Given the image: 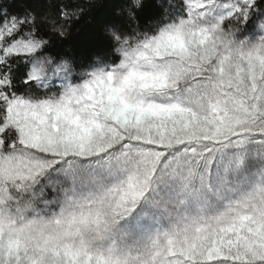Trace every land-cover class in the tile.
I'll return each instance as SVG.
<instances>
[{"label":"snow or ice","instance_id":"snow-or-ice-1","mask_svg":"<svg viewBox=\"0 0 264 264\" xmlns=\"http://www.w3.org/2000/svg\"><path fill=\"white\" fill-rule=\"evenodd\" d=\"M47 3L0 8V264H264V0H123L124 60L56 91L86 8Z\"/></svg>","mask_w":264,"mask_h":264},{"label":"trees","instance_id":"trees-1","mask_svg":"<svg viewBox=\"0 0 264 264\" xmlns=\"http://www.w3.org/2000/svg\"><path fill=\"white\" fill-rule=\"evenodd\" d=\"M52 2L59 4L61 0H52ZM75 2L86 8L84 15L71 24L70 33L66 38L46 33L50 43L44 53H51L57 59L68 57L73 62L75 73L88 69L90 65H100L110 60L117 63L120 57L113 51V40L107 30L126 28L124 14L120 11L123 0H94L91 5L85 0H75ZM28 7L42 14L47 10L48 3L47 0H0V8L6 9L7 15L22 14ZM166 7V0H143L141 9L137 11L141 27H150L152 21L164 14ZM52 11L56 12L57 9L53 8ZM243 28L245 34L254 30L261 32L253 22L243 25ZM97 56L100 57L99 62L93 59ZM25 69L26 65L20 63L14 71L19 77L24 74ZM48 88L56 91L59 85L53 80L48 84Z\"/></svg>","mask_w":264,"mask_h":264},{"label":"clouds","instance_id":"clouds-1","mask_svg":"<svg viewBox=\"0 0 264 264\" xmlns=\"http://www.w3.org/2000/svg\"><path fill=\"white\" fill-rule=\"evenodd\" d=\"M134 4H139V6L142 7L143 5V0H133ZM117 30L113 29V28H109L107 30L108 35H110L112 37V40L115 44V47L113 49V51L115 52L116 55H118L120 57V60H124V54L121 51H117V48L120 47L119 42H117L116 37L113 36V33H115ZM182 46V45H181ZM43 58L45 60V66L47 68L50 69V71L48 72V76L50 78H56L58 75L56 74L55 70L57 68L62 69V72L60 73V75H65L67 73H71V72H75V68L73 66V62L68 58V57H60L59 59H57L56 56H54L51 53H44L43 54ZM95 61L99 62L100 57H94L93 58ZM120 60L117 62V64L120 63ZM101 67L104 66V64H100ZM84 71H89V69H82L80 70V72H84ZM134 79H139V80H143V81H147L148 79H150L147 76H139V77H134ZM82 131H84L82 129Z\"/></svg>","mask_w":264,"mask_h":264},{"label":"rangeland","instance_id":"rangeland-1","mask_svg":"<svg viewBox=\"0 0 264 264\" xmlns=\"http://www.w3.org/2000/svg\"><path fill=\"white\" fill-rule=\"evenodd\" d=\"M242 28H243V26H242ZM261 34H264V33L258 32V31L256 32V30L251 31V33L245 34L244 28H243V31L240 32L238 34V36H239V39H241V40L248 39L250 42H255L256 39L258 38V36L261 35ZM53 80H55L57 82L59 87H60L61 84L65 83V81L63 80L62 77L57 76L56 78H49L48 81H47V84L51 83Z\"/></svg>","mask_w":264,"mask_h":264}]
</instances>
